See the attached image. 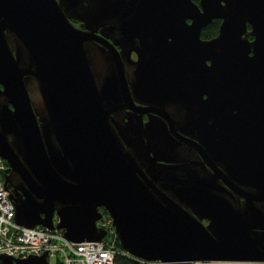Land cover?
Returning a JSON list of instances; mask_svg holds the SVG:
<instances>
[{
	"label": "water",
	"instance_id": "obj_1",
	"mask_svg": "<svg viewBox=\"0 0 264 264\" xmlns=\"http://www.w3.org/2000/svg\"><path fill=\"white\" fill-rule=\"evenodd\" d=\"M0 154L20 224L102 240L105 206L136 256L264 264V0H0Z\"/></svg>",
	"mask_w": 264,
	"mask_h": 264
},
{
	"label": "built area",
	"instance_id": "obj_2",
	"mask_svg": "<svg viewBox=\"0 0 264 264\" xmlns=\"http://www.w3.org/2000/svg\"><path fill=\"white\" fill-rule=\"evenodd\" d=\"M8 167L7 160L0 154V253L27 257L47 251L49 264H168L161 259L136 256L125 249L108 211L98 220V225L107 230L102 240L74 241L58 226L50 228L42 224L26 226L18 223L15 202L5 185Z\"/></svg>",
	"mask_w": 264,
	"mask_h": 264
},
{
	"label": "flooded vegetation",
	"instance_id": "obj_3",
	"mask_svg": "<svg viewBox=\"0 0 264 264\" xmlns=\"http://www.w3.org/2000/svg\"><path fill=\"white\" fill-rule=\"evenodd\" d=\"M194 1L199 3L200 0H194ZM70 19H71V21L73 22V24H74L76 27L82 28V29H84V30H88L87 23L84 22L83 20L77 19V18H75V17H70ZM215 19H217V23H218V29H217V31L215 32V34L211 33V35H204V33H203V32H204V28H205V27H204V28L202 29V32H201L202 38H204V39L212 38V37L216 36V35L219 33V31H220V25H221V23H222V18H214L213 20H215ZM213 20H212V21H213ZM188 21L191 22V19H188ZM212 21H211V22H212ZM211 22H210V23H211ZM110 24H112L113 26H115L114 21H107V23H105V24H104V22H102L101 24L98 25V28L93 32L94 37L96 38V39H93L94 42L99 43V38H104L103 40L108 41V39H109V40L113 41L114 44H115L116 39L119 38V32H118V30L115 31L114 38L111 36V34L109 35L108 33H110V31L107 29V27H108ZM207 25H208V24H207ZM207 25H206V26H207ZM104 27H106V30L103 31V28H104ZM117 48H118V49H121L120 45H117ZM131 56H132V60L135 61V60L138 58V53H137L136 51H133V53H132ZM138 104L142 105V107H146V106H148V104L141 103V102H138ZM129 111H130V109L127 108L126 113H128ZM113 115H115V113H113ZM151 115H155V112L152 111V110H150V111H144V112H143V118H144V120H145V121L148 120V119L150 118ZM8 168H9V167H8ZM7 171H8V169H7ZM7 171H6V173H7ZM6 173H5V175H6ZM100 210L102 211V214H103L104 212L107 211V209H106L105 206H101V207H100Z\"/></svg>",
	"mask_w": 264,
	"mask_h": 264
},
{
	"label": "trees",
	"instance_id": "obj_4",
	"mask_svg": "<svg viewBox=\"0 0 264 264\" xmlns=\"http://www.w3.org/2000/svg\"><path fill=\"white\" fill-rule=\"evenodd\" d=\"M217 29H218V23H217V19H215L211 23H209L207 26H205L203 33L204 35H211V33L215 34Z\"/></svg>",
	"mask_w": 264,
	"mask_h": 264
},
{
	"label": "bare ground",
	"instance_id": "obj_5",
	"mask_svg": "<svg viewBox=\"0 0 264 264\" xmlns=\"http://www.w3.org/2000/svg\"><path fill=\"white\" fill-rule=\"evenodd\" d=\"M4 253V252H3Z\"/></svg>",
	"mask_w": 264,
	"mask_h": 264
}]
</instances>
